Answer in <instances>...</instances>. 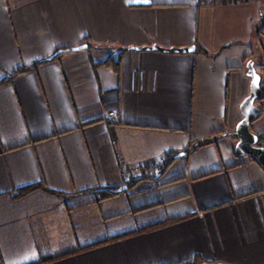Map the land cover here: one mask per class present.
<instances>
[{
  "label": "crops",
  "instance_id": "1",
  "mask_svg": "<svg viewBox=\"0 0 264 264\" xmlns=\"http://www.w3.org/2000/svg\"><path fill=\"white\" fill-rule=\"evenodd\" d=\"M248 61L264 90V0H0V80L27 68L0 85L5 263L264 264V168L232 135ZM118 197L153 213L113 221Z\"/></svg>",
  "mask_w": 264,
  "mask_h": 264
},
{
  "label": "water",
  "instance_id": "2",
  "mask_svg": "<svg viewBox=\"0 0 264 264\" xmlns=\"http://www.w3.org/2000/svg\"><path fill=\"white\" fill-rule=\"evenodd\" d=\"M85 47L87 45L68 47L58 50L56 54L83 49ZM133 48L140 50H159L169 53H190L196 50V45L166 47L154 43L152 45ZM247 67L248 75L251 77V89L249 95L241 103L243 118L237 124L235 131L232 132V135L238 139L234 150L240 156L252 157L264 168V146L258 144L259 135L251 129V124L258 118L260 113V107L255 102L263 96L264 90L261 86V74L256 69L254 62L248 61ZM126 188L127 185H123L117 189H111V191L121 192Z\"/></svg>",
  "mask_w": 264,
  "mask_h": 264
},
{
  "label": "trees",
  "instance_id": "3",
  "mask_svg": "<svg viewBox=\"0 0 264 264\" xmlns=\"http://www.w3.org/2000/svg\"><path fill=\"white\" fill-rule=\"evenodd\" d=\"M101 63L105 64L107 66H113L115 69H119L120 65H121L120 61L118 59L112 57V56L107 57L106 59L101 61ZM261 66H264V63L263 64L261 63ZM26 69L27 68L16 69L9 77L5 78L4 80H0V85L11 81L16 74H18L19 72H23ZM34 188H37V186L33 185V186L24 187L23 189L20 190L19 195H24V194L28 193L29 191L33 190ZM48 191L52 192L53 194H57L55 191H52L50 189H48ZM101 191H103V196L99 200H104L106 198H109V196H111L114 193L110 189H104V190H101ZM194 263H196V264L197 263L204 264L202 261H198L196 259L194 261L193 260L192 261L191 260L187 261L184 264H194ZM0 264H6L5 261H4L3 254H2L1 250H0Z\"/></svg>",
  "mask_w": 264,
  "mask_h": 264
},
{
  "label": "rangeland",
  "instance_id": "4",
  "mask_svg": "<svg viewBox=\"0 0 264 264\" xmlns=\"http://www.w3.org/2000/svg\"><path fill=\"white\" fill-rule=\"evenodd\" d=\"M123 193H125V191ZM114 198H112V199H114ZM127 198L128 197H118V199H122V202H121L122 204L120 206H118L115 211L120 212V213L122 212V214L118 218H114L113 221H120V220H124V219L133 218L134 216H131L132 211L136 212L137 219H139L145 215H151L153 213V212H147L145 210H139V209L141 208L140 205L149 204V203H152L153 201H155V199H156L155 197H142L143 200H146V203H143L142 201L136 200V197L131 199V203H127L126 201H123V200H126Z\"/></svg>",
  "mask_w": 264,
  "mask_h": 264
},
{
  "label": "built area",
  "instance_id": "5",
  "mask_svg": "<svg viewBox=\"0 0 264 264\" xmlns=\"http://www.w3.org/2000/svg\"><path fill=\"white\" fill-rule=\"evenodd\" d=\"M206 3H213L219 0H204ZM110 114H115L114 111H110ZM258 144L261 146H264V135H259V139H258ZM137 167L132 168V169H128L127 171H125V174L127 177H129L132 173H136Z\"/></svg>",
  "mask_w": 264,
  "mask_h": 264
}]
</instances>
